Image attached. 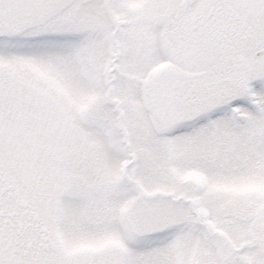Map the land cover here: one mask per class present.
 <instances>
[{
	"label": "snow or ice",
	"instance_id": "obj_1",
	"mask_svg": "<svg viewBox=\"0 0 264 264\" xmlns=\"http://www.w3.org/2000/svg\"><path fill=\"white\" fill-rule=\"evenodd\" d=\"M0 264H264V0H0Z\"/></svg>",
	"mask_w": 264,
	"mask_h": 264
}]
</instances>
